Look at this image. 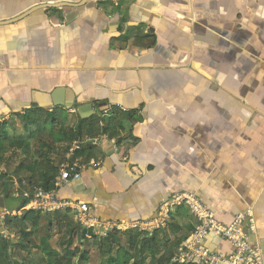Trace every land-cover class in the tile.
<instances>
[{"label": "crops", "instance_id": "0c3cea01", "mask_svg": "<svg viewBox=\"0 0 264 264\" xmlns=\"http://www.w3.org/2000/svg\"><path fill=\"white\" fill-rule=\"evenodd\" d=\"M62 1L75 5L30 10ZM53 100L72 106L32 105ZM28 108L100 119L84 134L99 166L75 157L82 176L61 196L102 222L156 218L176 192L224 224L249 208L244 230L264 263V0H0V121ZM112 117L123 131L110 136ZM169 215L195 225L183 206ZM206 245L233 250L216 235Z\"/></svg>", "mask_w": 264, "mask_h": 264}, {"label": "trees", "instance_id": "16d2710c", "mask_svg": "<svg viewBox=\"0 0 264 264\" xmlns=\"http://www.w3.org/2000/svg\"><path fill=\"white\" fill-rule=\"evenodd\" d=\"M43 112V114L38 115V112ZM129 115V111L125 112ZM18 117L22 122L23 132L18 133L17 125L15 123V117ZM67 112L54 108L51 111L40 109V108H28L22 113L12 114L9 118L0 121V158L3 153L6 152V144L16 145L20 148L23 153H28V140L34 139L35 141H40L42 143L41 149L48 148L50 145L53 148H59L58 145L62 141L66 140L69 134V138L73 135L84 136L85 132H98L100 119L93 116L86 120H79L74 127L65 128L67 124ZM128 117V116H126ZM59 123V128L64 129L62 132H55V125ZM84 124V126H83ZM6 127L10 128L12 131L17 132V136H10L7 132ZM84 127V128H83ZM72 131V132H69ZM102 132H110V136L116 132L123 131L122 122L116 121L113 117L107 121H103V126H101ZM48 141V143H47ZM119 141V139H118ZM44 147V148H43ZM68 146H64L62 149L56 151L52 149V152L40 151L39 154H32L33 157L31 163L27 166L30 170L31 175L28 177V183L30 186H39L36 188H42L44 190H50L54 188V179L58 174L59 165L66 161V153ZM91 148L84 146L80 150L76 151L73 157L70 158V162L74 160L75 157L79 155L85 156V159L89 160L93 153L90 152ZM1 161V160H0ZM26 167V166H25ZM21 179L22 177L19 176ZM19 178L18 184L21 188L23 186ZM4 176L0 174V193L7 194V197H11L10 187L8 184L3 182ZM24 192V191H23ZM21 191L20 194L23 193ZM34 192H29L31 196ZM1 197V196H0ZM18 200H24V203L28 198L16 197ZM5 207V198H2ZM18 206L19 210L22 209V214L20 216L14 214H6L4 216V225L8 232H20V240L13 241L11 238H4L0 232V264H11L9 257L13 252L14 247H19L21 249H27L29 246H34L31 240V234L33 229L38 225L39 217L37 213L40 211L36 210H26ZM4 208H0V211H4ZM11 213V209L9 210ZM55 217L56 226L58 228L64 226L66 227L65 234L68 236L66 241L60 242L65 243L64 254L60 255L58 251L52 248L48 242V236L41 237L39 247L45 254L46 260L44 264H62V260L74 259L76 256L79 257L80 261L88 260V252L80 251L78 246L70 248L73 239L81 240L85 238V230L80 224L75 222L72 215L68 210L57 211L53 213ZM48 215V231L51 233L53 231L54 224L52 220L54 217H49ZM169 232L173 234L171 237ZM184 229V232L180 234V229ZM194 228L193 224H189L186 227L177 225L176 223L168 222L165 227L153 230L151 232L147 231H133L126 230L123 233L117 230L108 232L104 237H98L96 234H91L93 238V243L97 245L99 251L102 253V259L100 260L102 264H178L176 262H171L172 256L178 252V249L182 241L187 237V235ZM60 231V230H59ZM120 234L126 236L125 244L121 243ZM86 239V238H85ZM116 246L117 249L115 254H113V247ZM148 259V260H147ZM23 264V263H22Z\"/></svg>", "mask_w": 264, "mask_h": 264}, {"label": "built area", "instance_id": "2783aa9c", "mask_svg": "<svg viewBox=\"0 0 264 264\" xmlns=\"http://www.w3.org/2000/svg\"><path fill=\"white\" fill-rule=\"evenodd\" d=\"M116 106L122 111H127L126 108ZM108 112V108L103 110L104 114ZM111 141L114 143L113 140ZM88 143H93V140L87 136H78L73 139L68 145L66 161L59 165L58 174L54 179V188L50 190L36 188L31 196L24 192L22 198H28V200L24 203L23 209H32L43 212V214L68 210L82 228H89L93 234L101 235V232L113 230L139 229L147 231L165 227L170 220L171 210L183 206L195 219V225L182 241L178 252L170 259L171 262L178 264H264L259 250L250 246L247 233L244 230L246 221L250 231L254 226V217L249 208L235 216L229 224H224L215 218L212 210L197 195L189 192H176L161 202L156 218L121 223L117 221L102 222L93 216L87 204L61 196L58 193L61 186L79 180L82 176L78 164L70 162L69 159ZM89 163L95 167L100 164L94 159H89ZM6 214L12 213L5 211L0 213V232L3 237L10 238L14 233L6 230L4 225ZM210 235H216L231 242L233 250L230 253H225L209 248L206 241Z\"/></svg>", "mask_w": 264, "mask_h": 264}, {"label": "rangeland", "instance_id": "374dc122", "mask_svg": "<svg viewBox=\"0 0 264 264\" xmlns=\"http://www.w3.org/2000/svg\"><path fill=\"white\" fill-rule=\"evenodd\" d=\"M44 111L38 112L37 114H43ZM15 117V123L17 125V129H19L18 133L23 132L22 127V122L19 120L18 117ZM7 119V118H6ZM2 121V120H1ZM67 124L68 126L65 128L69 127H74L75 125V120L74 118H70V116H67ZM56 129L55 132H62L64 129L59 128V123L55 125L54 127ZM7 132L10 136H17V132L12 131L10 128L6 127ZM72 132V131H69ZM68 137L66 140L62 141L58 145L59 148H53L50 145H48V148H44L43 150L40 148L42 143L40 141H35L34 139H29L28 140V148L29 152L28 153H23V151L18 148L16 145H9L6 144L5 146L7 148L6 152L3 153L2 157L0 158V174L4 176V184H8L10 187V194L11 197H8L5 199V208L6 210H10L15 212V209L20 206L21 200L16 199V197L22 198V195L24 192L29 193L35 190L36 187L39 186H30L28 183V177L31 175V171L27 169V166L31 163V159L33 157H30L32 154V151L34 154H39L40 151H51L54 149L56 151L59 149H62L64 146H68L73 139H75V136L73 135L69 138V134L67 135ZM48 143V141H47ZM53 153V152H52ZM26 166V167H25ZM19 176L22 177L23 179V186L20 188L18 181H19ZM21 179V178H20ZM21 179V180H22ZM21 191L23 192L22 194ZM3 197V196H1ZM4 198V197H3ZM20 212H23L20 210ZM14 214V213H13ZM22 214V213H21ZM39 217L38 220V225L35 229H33V233L31 234V240L34 246H29L27 249H21L14 247L13 252L11 253L9 260L12 262L11 264H44V261L46 260L45 254L42 252V250L39 247L40 243V238L41 236L47 237L48 240L50 241V244L52 245V248H54L56 251L59 252L60 255L64 254V245L65 243H60L63 241H66L68 239V236L65 234L66 227L62 226L58 228L56 226V220L53 214L49 215L48 213L40 212L37 213ZM48 215L49 217H54V220H52V223L54 224L55 227H53V231L50 233L47 231L49 224H48ZM76 222V221H75ZM163 228V227H161ZM60 230V231H59ZM133 231H139V229H130ZM156 230V229H154ZM125 230H121L120 233ZM153 230H147V232H151ZM110 231H106L105 233L101 232V235H96L98 237H104L108 234ZM2 235V234H1ZM90 235V234H89ZM3 236V235H2ZM91 236V235H90ZM5 238V237H4ZM12 238V237H10ZM120 239L121 243L125 244L126 236L123 234H120ZM93 238L86 239L84 242L81 240H77L76 238L73 239L72 245L70 248L74 246H78L80 248V251H86L88 252V260L86 261H80L79 257L76 256L74 259H65L62 260V264H102L100 261L102 259V253L99 251L98 247L96 244L93 243ZM117 247H113V254H115ZM148 260V259H147Z\"/></svg>", "mask_w": 264, "mask_h": 264}, {"label": "water", "instance_id": "95a60500", "mask_svg": "<svg viewBox=\"0 0 264 264\" xmlns=\"http://www.w3.org/2000/svg\"><path fill=\"white\" fill-rule=\"evenodd\" d=\"M83 1H85V0H83ZM63 5H75V4H72V3H69V2H57V3H44V4H40V5H38V6H36V7H33V8H31L30 10H33V9H37V8H48V7H59V6H63ZM14 19H11V20H7V21H4V22H11V21H13ZM3 22V23H4ZM25 105H23V106H30V103H24ZM33 106H35V107H37V106H40V107H46V106H63V105H65V106H72V104H67V103H65L64 101H62V100H53L52 102H49V103H46V104H41V105H38L37 103H34V104H32ZM92 109V106L90 105V104H81V105H78L77 106V110H78V112L79 113H81V112H87L88 110H91ZM7 197V195H5L4 196V198H6ZM2 198L3 197H0V207L1 208H4V203H3V201H2ZM22 205H24V200L22 199L21 200V203H20V206L19 207H21ZM16 210H19V208H17Z\"/></svg>", "mask_w": 264, "mask_h": 264}]
</instances>
